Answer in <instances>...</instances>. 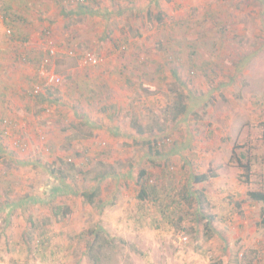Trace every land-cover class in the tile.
I'll return each instance as SVG.
<instances>
[{
    "label": "rangeland",
    "instance_id": "rangeland-1",
    "mask_svg": "<svg viewBox=\"0 0 264 264\" xmlns=\"http://www.w3.org/2000/svg\"><path fill=\"white\" fill-rule=\"evenodd\" d=\"M18 1L0 0V264H264V0ZM46 58L51 112L26 94Z\"/></svg>",
    "mask_w": 264,
    "mask_h": 264
},
{
    "label": "trees",
    "instance_id": "trees-1",
    "mask_svg": "<svg viewBox=\"0 0 264 264\" xmlns=\"http://www.w3.org/2000/svg\"><path fill=\"white\" fill-rule=\"evenodd\" d=\"M70 2L71 3L76 2V4L79 7L84 8V9L89 6V4H87L84 1H80V0H70ZM59 4L61 6H63V8L70 9L68 7V5H66L67 3H65L64 0H59ZM81 10H83V9H79V12ZM68 13H71V11H68L65 14L68 15ZM4 15H5L4 16L5 22L8 25H10V26H14L13 25V22L20 19L18 17V15L12 14L10 10L5 11L4 12ZM125 41H127V39H125ZM44 52H47L48 53L49 51L46 50ZM25 60L30 61V58L27 57ZM38 61H41V60L38 59ZM35 66H36L35 67L36 72L33 73V75L30 77V85H29L28 89L26 90V94L31 95V93H27V92L28 91L31 92L32 91V87H35L36 85H39L42 88V90L39 93H37V95L34 97L35 98V101L36 102H39L40 104H43L44 103V105H43L44 110L50 111L51 110V107L57 103V100L60 99V97L57 94V92H58V86H56V85H49V87H46L47 84L44 81H41L40 78H39L38 70L40 69V66H41L40 63H37ZM185 110H186V106L185 105L180 106L179 107V113L178 114L183 113ZM22 113H24V112H22V111H19L18 112V114H22ZM176 117H177V115H176ZM139 131L141 132L142 130L139 129ZM68 162H70V161H68ZM247 166H246V168L249 169V166L248 167ZM248 172H249V170H248ZM140 176L144 178L145 171L142 170ZM102 177H104V175H102ZM209 178H210V175H207V174L196 175L195 176V181H197V182L202 181L203 182V181L208 180ZM147 194H148V190L146 188L141 189V195H140L141 198L142 197H145ZM82 195L86 199H88L89 201H92L93 198H94V196H95V193L87 194L85 192H82ZM250 196L253 199L257 200V201H263L264 202V192L263 191H251L250 192ZM55 214H59V210L56 209Z\"/></svg>",
    "mask_w": 264,
    "mask_h": 264
},
{
    "label": "built area",
    "instance_id": "built-area-1",
    "mask_svg": "<svg viewBox=\"0 0 264 264\" xmlns=\"http://www.w3.org/2000/svg\"><path fill=\"white\" fill-rule=\"evenodd\" d=\"M80 1L86 2V0H80ZM68 52L72 54L73 50H69ZM49 53L54 55L56 51L53 48V49H50ZM82 62L84 64H94L96 62V59L92 53L86 52L82 57ZM50 64H51V61H49V59L46 58L41 64V67L38 71L40 80L44 81L47 84L46 86L57 85L58 83L60 84L62 81V76L56 73L54 70H52L50 68ZM41 90L42 88L39 85H36L35 87H33L31 94L37 95V93H39ZM5 122H8V121H5ZM5 133H9V127L5 128Z\"/></svg>",
    "mask_w": 264,
    "mask_h": 264
},
{
    "label": "crops",
    "instance_id": "crops-1",
    "mask_svg": "<svg viewBox=\"0 0 264 264\" xmlns=\"http://www.w3.org/2000/svg\"><path fill=\"white\" fill-rule=\"evenodd\" d=\"M22 3H23V1H21V0H19L18 1V5H22ZM28 2H26L25 4H27ZM14 7H16V6H14ZM88 7H90V5L88 6ZM18 21V20H17ZM17 21H14L13 23H15L16 25V34H19V37H22L23 36V34H24V37H25V34H28L27 33V31H26V29H21V26L19 25L20 23H18L17 24ZM22 32H24V33H22ZM25 39V38H24ZM6 48H7V44L5 43L4 44V42H2V41H0V54L1 55H3L4 54V52L5 51H7V53H8V51H9V48H8V50H6ZM71 48V47H70ZM81 78H83V76L81 77ZM83 79H86V80H89L90 79V77H88V76H84V78ZM90 83V82H89ZM79 85H80V87H78V88H80V90H81V93L79 92V91H77V90H75V88H71V91L70 92H68L67 93V95L68 96H70V97H76L77 95H79L80 94V96H84V97H87V96H89V93H88V89H87V87H86V85H87V83H85V84H82L81 83V81H79ZM2 90H4L5 91V96H7V97H11V96H13L11 93L13 92V93H16L17 92V87H11V86H6L5 88H3ZM12 98H14V97H12ZM90 99V98H89ZM85 110V109H84ZM15 114V113H14Z\"/></svg>",
    "mask_w": 264,
    "mask_h": 264
},
{
    "label": "clouds",
    "instance_id": "clouds-1",
    "mask_svg": "<svg viewBox=\"0 0 264 264\" xmlns=\"http://www.w3.org/2000/svg\"><path fill=\"white\" fill-rule=\"evenodd\" d=\"M56 72H57V71H56ZM62 80H63V77H62ZM56 86H57V85H56ZM46 87H49V86H46ZM32 89H33V87H32ZM27 93H31V92L28 91ZM27 96H28L29 98H31V97L34 98L36 95H32V94H31V95H28V94H27ZM34 99H35V98H34ZM50 112H51V110H50ZM3 132H5V129H4Z\"/></svg>",
    "mask_w": 264,
    "mask_h": 264
}]
</instances>
